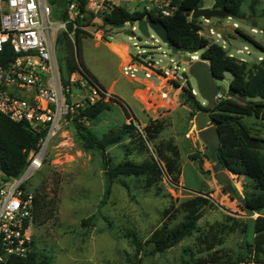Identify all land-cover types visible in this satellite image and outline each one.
<instances>
[{
  "label": "rangeland",
  "instance_id": "374dc122",
  "mask_svg": "<svg viewBox=\"0 0 264 264\" xmlns=\"http://www.w3.org/2000/svg\"><path fill=\"white\" fill-rule=\"evenodd\" d=\"M70 1L73 0H47L52 6L55 19L61 18ZM213 2L214 0H202V6L211 7ZM248 2L249 0H244L240 7L247 16L240 14L237 18L212 17L208 21L202 17L199 19L202 22V35L222 44L221 38L208 34V26L213 27L228 41L225 42L228 51L250 62L259 59L258 55L264 56V53L243 37L237 34L232 36L234 28L237 27L264 45V0H259L256 4L254 15L248 9ZM234 23L238 26H233ZM96 26L99 27V24ZM128 27L129 23H125L121 28L104 26L102 37L86 33L82 39L84 61L106 88L115 80L114 94L125 106L131 107L129 109L136 119L134 125L138 129L152 119L162 120L164 128L155 143L170 139L178 146L180 186L173 187L164 182L159 191L153 186L145 188L142 181L133 176H120L112 180L110 193L104 199L108 179L101 154L97 150L83 148L80 137L68 120L51 140L42 166L27 182V187L33 194L39 192L49 200L47 213L50 216L44 221L35 222L32 235L35 251L41 256H46L51 264H180L183 258L189 259L191 255L204 254L200 253V246L196 244V236L200 233L219 228L225 223L230 225L231 218L247 222L253 217V214L240 208L238 200L239 195L244 199L245 191L253 185V181L244 175H233L234 180L226 185L215 178L216 170L219 169L216 144L208 146L195 128L194 118L200 109L194 106L188 90L202 104H206V101L199 95L194 79L187 73V66L182 59L184 53H172L170 47L151 30L149 37L141 35L137 29L134 30L136 36L129 37L124 34ZM61 33L62 31L58 35ZM94 38H104L115 43L123 42L131 55L144 49L137 56L138 60H152L158 68L168 70L178 66L177 73H180L181 77L172 80L169 88L174 103L164 105L156 96L145 97L143 94L144 101H136L132 96L136 82L129 81L127 76L134 73L135 78L141 79L144 73L139 70L125 72L123 66L118 67V58L104 44V40L95 45ZM65 48L64 42H58L56 45L62 69L64 66L66 68L63 62ZM237 48L243 52L236 53ZM195 53L197 56L202 54V48H198ZM152 78L155 85L166 82V79H157L154 75ZM186 78L191 84L190 87ZM230 78L231 74L226 72L224 78H217V83L228 87ZM72 84V96L69 98L78 105H83L86 98L92 97L96 100L99 97L98 94H93L91 85L81 75H76ZM108 95L105 97L108 108L96 118L84 121L98 136L130 122L124 106L119 102L109 101ZM243 121L254 135L264 138V120L245 116ZM131 139V136L126 135L120 142L106 147L114 163L123 158L128 147L131 148L132 159L140 161L146 156ZM152 145L150 143L149 147H153ZM224 189L228 192L224 193ZM197 191L209 197V204L190 235L162 252L149 254V247L146 245L135 251L131 235H136L140 241H144L166 218L170 226L175 225L184 215L181 210L177 211L176 207L196 195ZM170 203H173V207L167 216H162L164 208ZM250 235V232L244 233L239 228L224 232L223 242L215 248L221 249L222 254L235 258L245 252L246 239L249 240ZM184 248L190 251L185 252Z\"/></svg>",
  "mask_w": 264,
  "mask_h": 264
},
{
  "label": "trees",
  "instance_id": "16d2710c",
  "mask_svg": "<svg viewBox=\"0 0 264 264\" xmlns=\"http://www.w3.org/2000/svg\"><path fill=\"white\" fill-rule=\"evenodd\" d=\"M82 8L84 0H76ZM244 0H214L212 7H222L243 14L240 10ZM175 9L169 15H162L156 7L142 10L129 11L120 5L108 6L102 12V26L113 27L114 24L132 21L149 13L154 19H160L168 30L169 38L176 44L186 47L202 48V56L208 60L211 70L216 78H224L226 72L231 74L229 86L236 91V97H230L226 93L216 101L212 108H206L196 97L190 93L194 106L209 112L212 123L220 133V139L216 151V159L220 165L226 167L237 177L244 175L253 181V185L245 191L244 199L240 202V208L249 214L260 213L264 210V138L254 135L251 128L243 121L245 116H254L264 120V56L261 59L248 62L229 55V51L220 43L202 35V22L199 18H193V9L202 6V0H173ZM259 0H249L248 9L254 15L256 4ZM264 12V7H263ZM252 15V16H253ZM62 12L61 17H65ZM114 28V27H113ZM72 30V24L67 25ZM239 35L245 41L251 43L264 53V45L248 33L239 28H234V35ZM86 32L75 28L73 36L70 37L66 31L57 36V43L65 44V65L70 74L77 72L96 90L98 98L92 102L86 98L83 105L69 108L67 119L70 121L85 149L97 150L101 154L102 163L107 176V184L103 198L106 199L111 190V182L120 176H133L140 179L145 188L156 187L159 191L166 182L173 187H179L180 150L170 139L155 143V140L164 124L160 119L148 121L141 129L134 125L136 120L129 107L115 94H107L106 89L99 83L96 77L84 64L82 54V39ZM230 37V35H229ZM11 53H0V62L7 61ZM186 76V73H185ZM190 87L191 84L186 78ZM178 85V83H175ZM109 101L121 103L126 112L129 123L110 129L100 136L88 128L84 121L96 118L101 112L108 108ZM245 97L242 102L238 97ZM68 100L70 98L68 97ZM132 137L131 141L146 156L140 160L130 157L131 148L128 147L123 158L114 163L108 155L106 147L120 142L124 136ZM39 134L31 131L22 122H15L0 112V170L7 176H16L24 168L25 160L30 149L36 148ZM134 140V141H133ZM152 143L153 147H149ZM48 202L45 195L35 192V222L44 221L50 215ZM209 204V197L205 193L197 191L191 198L182 201L177 211L184 213L183 218L175 225L170 226L166 219L162 220L160 226L155 227L150 235L140 241L136 235H131L135 251L141 250L145 245L149 247L148 253L162 252L179 243L184 237L190 235L197 225V221L204 213ZM173 203L164 208L162 216H167ZM230 219V217H228ZM231 224H223L221 227L200 233L196 236L197 245L200 246V254L191 255L189 259H181L180 264H210V263H234L253 260L258 264H264V215L258 214L249 221H238L231 218ZM239 228L244 233L253 232L251 240L246 239V250L243 254L233 258L222 254L221 249L215 248L223 242L222 234ZM251 229V231H250ZM185 252L190 251L184 248ZM26 264H51L46 256H41L32 249L26 258Z\"/></svg>",
  "mask_w": 264,
  "mask_h": 264
},
{
  "label": "built area",
  "instance_id": "2783aa9c",
  "mask_svg": "<svg viewBox=\"0 0 264 264\" xmlns=\"http://www.w3.org/2000/svg\"><path fill=\"white\" fill-rule=\"evenodd\" d=\"M172 1L149 0L162 15H169L175 9ZM107 9L106 0H84L82 8L73 0L66 6V16L55 19L47 0H0V53H11L7 61L0 62V112L39 134L36 148L29 150L18 175L7 176L0 170V264H26L35 224L34 194L27 182L42 166L51 140L68 123L70 106L78 105L68 97L72 96L74 77L80 75L69 74L65 66L61 68L56 53L58 33L66 31L73 36L74 29L80 28L87 34L102 37L100 15ZM68 24H72L70 31ZM233 26L236 27V23ZM207 32L221 38V45L226 48V40L219 32L212 27H208ZM143 51L131 55V61L123 67L125 72L136 70L138 64L166 79L168 85L181 77L177 73L178 66L167 70L156 67L152 60H138L137 56ZM235 52L243 50L237 48ZM229 55L246 60L231 51ZM190 57L198 56L193 53ZM92 92L97 94L93 87ZM161 97L164 105L174 103L167 90L161 92ZM89 99L94 101L92 97ZM238 264L258 263L246 260Z\"/></svg>",
  "mask_w": 264,
  "mask_h": 264
},
{
  "label": "water",
  "instance_id": "95a60500",
  "mask_svg": "<svg viewBox=\"0 0 264 264\" xmlns=\"http://www.w3.org/2000/svg\"><path fill=\"white\" fill-rule=\"evenodd\" d=\"M191 16L193 18L202 17L205 20H209L212 17H239L240 14L234 13L224 6L222 7H197L193 9ZM129 23V27L124 30V34L129 37H135L136 33L134 30H138L141 35L145 37L150 36V30L153 31L164 43H166L172 53L182 52L184 55L182 59L187 66V73L194 79L199 95L206 101V108H212L218 98L222 94L226 93L230 97H236V91L234 88L228 85V87L220 86L217 83V78L211 70V65L208 60L204 59L202 54H200L196 59L190 57L189 54L195 53L198 48L195 47H186L174 43L168 35V30L165 24L160 19H154L151 14L147 13L143 17H139L132 21H125L114 24V28H121ZM242 102L245 101V97H238ZM211 122L210 124H208ZM195 128L198 129L199 135L206 142L208 146H211L212 143L217 146L220 139V133L217 127L212 123V120L207 111L201 109L198 111L197 115L194 118ZM219 169L216 170L215 178L218 182H225L226 185L231 183L233 179V174L226 167H223L218 162ZM224 193H227L228 190L224 189ZM238 200L242 202L240 195Z\"/></svg>",
  "mask_w": 264,
  "mask_h": 264
},
{
  "label": "crops",
  "instance_id": "0c3cea01",
  "mask_svg": "<svg viewBox=\"0 0 264 264\" xmlns=\"http://www.w3.org/2000/svg\"><path fill=\"white\" fill-rule=\"evenodd\" d=\"M106 2H107V6L120 5V6L125 7L129 11L142 10L146 7H147L146 9H149V8H152L153 6L149 2V0H106ZM244 16H247V15H244ZM205 21H208V20H205ZM208 27H211V26H208ZM103 40H104V44L108 47V49L111 52H113L115 56L118 58V67H121V66L125 67V65H127L131 61V53L128 51L127 46H125L123 42L115 43L111 41H106L104 38H102V39H95L94 41L95 45H98L99 42H103ZM82 54H83V60H84L83 48H82ZM258 56H263V55H258ZM84 64L88 68V70L95 76V74L86 65L85 61H84ZM137 66L138 68L136 70L142 71L144 73V76L141 79L135 78L134 73H130V75L127 76L129 81L136 82V86L132 90V96L134 97L136 101L143 102L144 101V98L142 96L143 94L145 97L146 96H150V97L156 96L158 100H161L164 103V99L161 97V92L165 90H167L169 92V95L173 97L169 89L170 85H168L166 82L155 85L154 80L152 78L153 75L156 76L157 79H160V78L163 79L162 77L158 76L157 74L152 73L151 71H146L145 69L140 67L138 64ZM136 70H133V71H136ZM96 79L106 89L107 93L114 94L115 80H112L109 86L106 88L105 85L97 77ZM128 107L131 108L129 105ZM258 214L264 215V210L261 211L260 213L258 212L253 213V218L256 217ZM250 233L251 235H250L249 240H251L254 234L253 232H250ZM210 264H234V263H210Z\"/></svg>",
  "mask_w": 264,
  "mask_h": 264
},
{
  "label": "bare ground",
  "instance_id": "6f19581e",
  "mask_svg": "<svg viewBox=\"0 0 264 264\" xmlns=\"http://www.w3.org/2000/svg\"><path fill=\"white\" fill-rule=\"evenodd\" d=\"M225 168V167H224Z\"/></svg>",
  "mask_w": 264,
  "mask_h": 264
}]
</instances>
